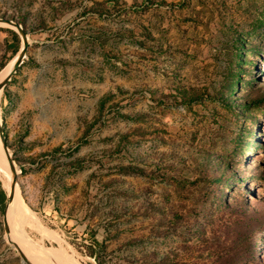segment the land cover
Listing matches in <instances>:
<instances>
[{
	"label": "rangeland",
	"instance_id": "1",
	"mask_svg": "<svg viewBox=\"0 0 264 264\" xmlns=\"http://www.w3.org/2000/svg\"><path fill=\"white\" fill-rule=\"evenodd\" d=\"M19 55L0 264H264V0H0Z\"/></svg>",
	"mask_w": 264,
	"mask_h": 264
},
{
	"label": "bare ground",
	"instance_id": "2",
	"mask_svg": "<svg viewBox=\"0 0 264 264\" xmlns=\"http://www.w3.org/2000/svg\"><path fill=\"white\" fill-rule=\"evenodd\" d=\"M13 68V63L10 64L9 66V69H8V72L5 73L3 75V77L0 76V83L3 82L5 80V78L10 74L11 70ZM2 94V90H0V96ZM0 174H1V177H2V180H3V184L4 186L7 188V189H10L11 188V182H12V176L11 174L13 175L12 173V168H11V164L9 163V160L7 158V155L5 154V151L4 149L2 148L1 146V143H0ZM27 214V206L26 204L23 202V198L21 196V193H20V190H19V187H17V191H16V195H15V199L14 201L11 203L10 207H9V213H8V216H9V223H10V219L11 221H13V225L19 229V224L17 222V220L20 221L22 227L24 228L25 226V223H26V216ZM15 216V217H14ZM31 216V215H29ZM28 216V217H29ZM17 220H16V219ZM28 223V222H27ZM26 223V224H27ZM37 225V224H36ZM35 225V226H36ZM39 225V224H38ZM34 226V225H32ZM31 226V227H32ZM39 232V231H38ZM42 234V233H41ZM46 237V236H45ZM43 250L49 252V253H52L54 255V257L56 256L58 259L61 260V255H58L56 254L53 250H51V248H44V247H41ZM46 252V253H47ZM45 255V254H44ZM47 256V255H46ZM48 257V256H47ZM53 258V256H52ZM51 259V258H50ZM64 259V263L65 264H69L70 262L67 260L68 258H63ZM63 262V260H62Z\"/></svg>",
	"mask_w": 264,
	"mask_h": 264
},
{
	"label": "water",
	"instance_id": "3",
	"mask_svg": "<svg viewBox=\"0 0 264 264\" xmlns=\"http://www.w3.org/2000/svg\"><path fill=\"white\" fill-rule=\"evenodd\" d=\"M10 23L13 24L14 26H16L19 29V31L21 32V34H23V36L25 37V32H24V30H22V27L18 23H16V22H10ZM21 63H22V56L19 55L16 58L15 62H13V68H12L10 74L5 78V80L3 82L0 83V90L11 79V77L16 72L17 68L19 67V65ZM0 136H1L2 143H3V148H4V151H5V154L7 155V158L9 160V163L11 164L12 173H13V175H12V182H11V188H10L9 194H8V203H7L6 212H5V225H6V230L9 233V231H10V225H9V216H8V213H9V207H10L11 203L14 201L15 195H16V191H17V170H16V167H15L14 160H13V158H12L10 152H9L8 146H7V144H6L5 140H4V136H3V133H2L1 128H0ZM15 246L21 252L24 261L27 264H32L30 262V260L27 258V256H25L24 252L21 250L20 246L16 242H15Z\"/></svg>",
	"mask_w": 264,
	"mask_h": 264
},
{
	"label": "trees",
	"instance_id": "4",
	"mask_svg": "<svg viewBox=\"0 0 264 264\" xmlns=\"http://www.w3.org/2000/svg\"><path fill=\"white\" fill-rule=\"evenodd\" d=\"M0 197H1V200L4 202L5 199H6V192L4 189H1V192H0Z\"/></svg>",
	"mask_w": 264,
	"mask_h": 264
}]
</instances>
